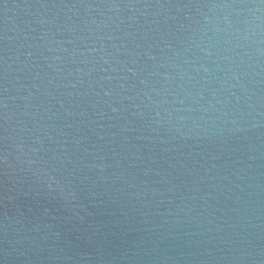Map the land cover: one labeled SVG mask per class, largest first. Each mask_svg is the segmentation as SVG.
<instances>
[{
	"label": "water",
	"instance_id": "obj_1",
	"mask_svg": "<svg viewBox=\"0 0 264 264\" xmlns=\"http://www.w3.org/2000/svg\"><path fill=\"white\" fill-rule=\"evenodd\" d=\"M0 264H264V0H0Z\"/></svg>",
	"mask_w": 264,
	"mask_h": 264
}]
</instances>
